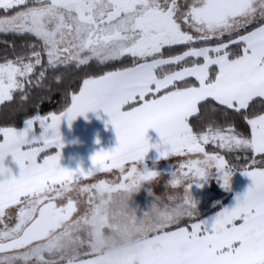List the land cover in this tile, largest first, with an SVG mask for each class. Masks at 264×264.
Listing matches in <instances>:
<instances>
[{"label": "snow or ice", "instance_id": "1", "mask_svg": "<svg viewBox=\"0 0 264 264\" xmlns=\"http://www.w3.org/2000/svg\"><path fill=\"white\" fill-rule=\"evenodd\" d=\"M0 33L13 37L0 105L24 113L0 125V264H101L74 235L101 218L88 197L147 184L155 203L162 177L138 167L153 147L180 158L164 184L178 203L145 239L144 264H264V0H0ZM53 91L62 108L41 114ZM98 108L117 146L88 170L61 167V121ZM237 170L247 191L202 218L191 186L215 172L230 190Z\"/></svg>", "mask_w": 264, "mask_h": 264}, {"label": "crops", "instance_id": "2", "mask_svg": "<svg viewBox=\"0 0 264 264\" xmlns=\"http://www.w3.org/2000/svg\"><path fill=\"white\" fill-rule=\"evenodd\" d=\"M109 121L110 117L102 108L94 111L89 110L84 114L77 115L70 124L67 119L62 120L59 126L62 147L57 149L53 146L51 149V151L60 152L59 165L70 170L77 168L88 170L93 167L91 158L96 152L100 150L108 151L115 148L118 144V137L115 127ZM146 136L150 144L161 143L159 133L155 129H148ZM179 159V157L175 156L160 157L155 147L149 149L138 167L143 169L146 166L150 170H155L162 177L158 183L154 184L152 193L155 195H167L168 192L172 191L169 188L166 192L164 184L175 170V165L178 166ZM216 175H219V173L214 172L213 176L204 181L202 186L195 184L191 186L195 210L199 212L200 216L209 212L225 199L228 201L223 206H233L235 204V197L245 193L252 184L250 177L244 175L242 171H235L231 177L230 190H225L215 179ZM148 188L149 186L144 184L132 193L131 203L133 209H135L137 218L154 202V195L149 194ZM106 194L108 195L109 193ZM106 209L110 213L108 220H111L109 222L111 223L113 220L111 219L108 205ZM216 212L207 214L202 218L211 219ZM114 227L117 226L114 224ZM117 228L108 231V234L113 235L116 233L118 238L123 236H132V238L122 239L120 241L124 243L123 245L109 249V251L98 255L101 258V264H144L146 254V244L144 241L150 231L133 234L131 225Z\"/></svg>", "mask_w": 264, "mask_h": 264}, {"label": "clouds", "instance_id": "3", "mask_svg": "<svg viewBox=\"0 0 264 264\" xmlns=\"http://www.w3.org/2000/svg\"><path fill=\"white\" fill-rule=\"evenodd\" d=\"M134 191L136 190L115 191L101 198L102 201L108 204L114 224L118 227L131 225L133 234L136 232L146 233L153 230L163 222V216L167 212L177 207L178 193L162 195L137 218L135 209H133L131 203L132 193ZM81 228L89 231V234L94 231V229H90L87 225H82ZM109 236L112 239L115 238L111 234H109ZM78 240H82V237L79 235Z\"/></svg>", "mask_w": 264, "mask_h": 264}, {"label": "rangeland", "instance_id": "4", "mask_svg": "<svg viewBox=\"0 0 264 264\" xmlns=\"http://www.w3.org/2000/svg\"><path fill=\"white\" fill-rule=\"evenodd\" d=\"M73 195L81 199L82 201L85 199L84 197H80L78 191H75ZM106 196L107 194L105 193L103 197ZM88 199L93 200L94 203L101 204V213H100L101 218L97 219L94 223L82 224V225H87L90 229H94V231H92L91 234H89V231L82 229L79 233H74V235H79L80 237H82V241L86 244L89 250L93 251L98 256L101 253L109 251V249L123 245L124 243H122L120 240L129 237L132 238V236H123L118 238V235H116V233L112 235L115 237L114 239L110 238L108 231L112 230L113 228H117L118 226L114 227L113 221L109 223L111 221L108 220V215L110 213H108L106 209V206L108 204L105 201H102L101 203L100 197L93 196V197H88ZM80 207L82 212L86 213L88 218L91 219L92 217L91 206L87 203L82 202ZM111 219H112V215H111Z\"/></svg>", "mask_w": 264, "mask_h": 264}, {"label": "trees", "instance_id": "5", "mask_svg": "<svg viewBox=\"0 0 264 264\" xmlns=\"http://www.w3.org/2000/svg\"><path fill=\"white\" fill-rule=\"evenodd\" d=\"M12 39H13V37L11 35L0 33V58H2L6 54V47H5L4 41L12 40ZM16 39H17V43H19L20 38H16ZM11 50H12L11 44L7 45V54H10ZM49 75L51 76V73ZM70 85L74 86V82L72 81L71 74L68 75V77L65 79L64 84L61 85L60 87L61 88H67ZM39 95H40L39 92L34 91L33 99L35 100V98ZM62 105H63V97L61 96L60 92L53 91L51 93L50 98L48 96H45L43 98V102L40 104L39 111L41 112V114H44L48 111H58L62 108ZM34 111H35V109H33L31 107L28 108L29 114L33 113ZM23 118H24V113L15 112L13 110V106L10 105L9 107L5 108L3 105H0V125L12 124L14 126H20ZM190 119H192V118H190ZM219 119L222 120L223 118H219ZM241 130H243V128ZM206 147L209 149L212 148L211 145H208ZM238 154L242 155L240 153H238ZM237 171H240V170H237ZM227 201H228L227 199L223 200L220 204L213 207L209 212L203 214L201 217L220 210V208Z\"/></svg>", "mask_w": 264, "mask_h": 264}]
</instances>
